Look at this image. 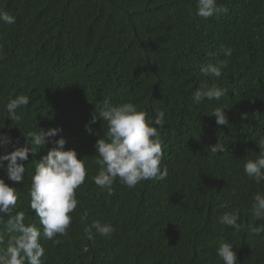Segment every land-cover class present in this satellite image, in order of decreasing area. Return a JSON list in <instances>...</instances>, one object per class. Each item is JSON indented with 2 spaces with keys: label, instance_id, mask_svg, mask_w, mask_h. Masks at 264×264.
<instances>
[{
  "label": "trees",
  "instance_id": "16d2710c",
  "mask_svg": "<svg viewBox=\"0 0 264 264\" xmlns=\"http://www.w3.org/2000/svg\"><path fill=\"white\" fill-rule=\"evenodd\" d=\"M217 2L228 13L202 19L194 14L196 0H0L15 17L12 25L0 23V135L12 141L0 156L25 146L28 132L60 128L51 140L65 139V150H75L87 170L68 236H57L60 244L41 238L43 264H223L216 249L224 242L237 264H264V232L248 228L251 198L264 192V182L255 184L243 170L264 136V0ZM210 59L225 61L221 77L201 75ZM202 83L226 95L196 104L192 93ZM21 94L30 103L16 110L19 122L11 121L5 105ZM105 101L133 103L148 118L165 112L158 129L164 180L128 188L117 179L112 195L95 185ZM217 107L226 125L211 116ZM217 142L225 150L213 154L209 146ZM53 146L46 142L29 154L23 183L8 180L6 161L0 167V179L17 190L13 214L23 211L25 224L41 231L28 192L36 161ZM234 210L239 231L219 223ZM93 220L111 224V237L88 240L83 229Z\"/></svg>",
  "mask_w": 264,
  "mask_h": 264
},
{
  "label": "clouds",
  "instance_id": "9594fccd",
  "mask_svg": "<svg viewBox=\"0 0 264 264\" xmlns=\"http://www.w3.org/2000/svg\"><path fill=\"white\" fill-rule=\"evenodd\" d=\"M229 9L218 4L217 0H196L195 16L208 19L214 16L227 14ZM0 23L12 25L15 17L7 11L0 9ZM225 56H231V48H223ZM226 67L223 60L210 59L201 64L200 73L209 78H219L222 69ZM226 91L217 84L202 83L192 93V100L200 104L205 99L220 100ZM30 103L27 95L21 94L9 99L5 105L6 117L11 121L19 122L21 115L17 109L26 107ZM99 116L106 122V136L99 138L95 143V164L98 166L97 174L92 177L93 182L108 195L113 194V184L119 182L128 188H134L139 182L154 179L164 180L168 175L166 166L161 165L163 159L162 144L159 128L165 124V112L158 111L154 118H148V113L138 110V106L130 102L120 103L115 106L103 102ZM211 116L215 117L217 125H226L227 118L224 109L215 108ZM97 118L92 116L90 123H95ZM38 129V128H37ZM91 131V129H88ZM62 129H38L27 133L28 140L25 146L17 147L13 151L0 156V167H5L8 180L23 183L25 166L29 154H34L35 148H40L46 142H52L46 155L36 161L31 175V185L28 192L30 209L39 218L41 228L34 224H25V213L15 209L18 194L17 190L0 179V224L5 231L0 232V264H43L42 257L45 249L41 238L51 240L54 244L63 241L57 236L67 237L68 229L72 223V213L79 204L76 199V190L84 183L87 170L83 159L77 158L73 149L65 150L66 141L63 138L54 141ZM11 138L0 135V148L10 144ZM31 145V147H30ZM259 153L254 159H247L243 164L245 175L255 184L264 182V136L257 141ZM210 152H224L220 143L209 146ZM248 209L253 223L248 225L249 231L254 234L264 232V223L257 225L255 221H264V192L258 191L251 198ZM3 216L7 217L5 221ZM88 218V212L81 214V222ZM239 210L225 212L219 217V223L239 231L243 225L238 223ZM85 237L94 240L95 235L110 238L115 229L109 223L93 220L84 229ZM95 234V235H94ZM216 254L223 264H237V256L232 244L221 243Z\"/></svg>",
  "mask_w": 264,
  "mask_h": 264
}]
</instances>
